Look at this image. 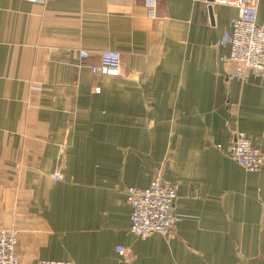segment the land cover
Returning a JSON list of instances; mask_svg holds the SVG:
<instances>
[{
    "label": "crops",
    "instance_id": "1",
    "mask_svg": "<svg viewBox=\"0 0 264 264\" xmlns=\"http://www.w3.org/2000/svg\"><path fill=\"white\" fill-rule=\"evenodd\" d=\"M152 1L0 0V227L20 264H264V166L226 152L238 131L264 150V78L229 79L219 43L238 9ZM108 49L117 76L91 69ZM157 173L181 219L140 238L128 189Z\"/></svg>",
    "mask_w": 264,
    "mask_h": 264
},
{
    "label": "built area",
    "instance_id": "2",
    "mask_svg": "<svg viewBox=\"0 0 264 264\" xmlns=\"http://www.w3.org/2000/svg\"><path fill=\"white\" fill-rule=\"evenodd\" d=\"M213 2L234 6L238 15L230 22L219 43L230 46L226 61L233 68L228 73L229 79L246 81L251 76L264 78V21L259 20L261 0H193ZM153 4L154 1L151 0ZM83 58L89 57L87 50H81ZM122 54L117 50H103L100 60L92 65L93 72L108 76H117L122 72ZM217 148L223 150L221 144ZM227 154L249 171H259L264 166V150L254 145L241 131L235 133L234 139L226 149ZM53 181L66 182L67 177L57 168L52 174ZM177 185L166 183L159 173L155 174L146 187H130L128 201L132 207L130 232L140 238L153 233L166 235L180 221L175 212ZM18 231L0 227V264H20L17 252ZM120 254H126L122 245L116 247ZM38 264H72L69 260L42 259Z\"/></svg>",
    "mask_w": 264,
    "mask_h": 264
}]
</instances>
